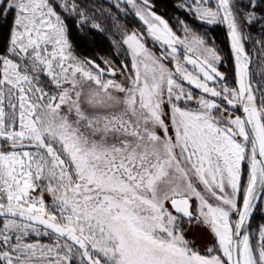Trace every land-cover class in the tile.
<instances>
[{"label":"snow or ice","instance_id":"snow-or-ice-1","mask_svg":"<svg viewBox=\"0 0 264 264\" xmlns=\"http://www.w3.org/2000/svg\"><path fill=\"white\" fill-rule=\"evenodd\" d=\"M0 264H264V0H0Z\"/></svg>","mask_w":264,"mask_h":264},{"label":"trees","instance_id":"trees-1","mask_svg":"<svg viewBox=\"0 0 264 264\" xmlns=\"http://www.w3.org/2000/svg\"><path fill=\"white\" fill-rule=\"evenodd\" d=\"M223 29L221 28V29H219L218 30V38H219V40H220V42L221 43H223L224 42V36H223ZM260 221H259V219L256 221V223L258 224Z\"/></svg>","mask_w":264,"mask_h":264}]
</instances>
